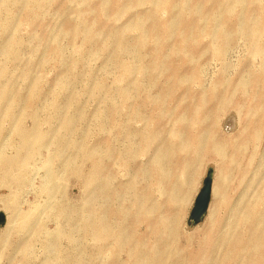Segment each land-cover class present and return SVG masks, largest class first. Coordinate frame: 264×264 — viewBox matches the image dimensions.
<instances>
[{"label":"rangeland","instance_id":"374dc122","mask_svg":"<svg viewBox=\"0 0 264 264\" xmlns=\"http://www.w3.org/2000/svg\"><path fill=\"white\" fill-rule=\"evenodd\" d=\"M33 1L0 0V160L29 156L21 183L0 167V264H141L138 248L155 264H251L236 245L264 235V0H178L172 13L159 0L116 12V0H42L29 26ZM83 12L96 36L69 30ZM151 12L170 25L159 56L142 31Z\"/></svg>","mask_w":264,"mask_h":264},{"label":"bare ground","instance_id":"6f19581e","mask_svg":"<svg viewBox=\"0 0 264 264\" xmlns=\"http://www.w3.org/2000/svg\"><path fill=\"white\" fill-rule=\"evenodd\" d=\"M117 1L116 0V4H115V12L117 11ZM139 0H136L135 2H138ZM178 0H159V3L157 4V8L159 9H163L168 11L169 13H172L177 7H180V5L177 2ZM42 0H34L33 4L30 7V13L32 14V16H28L26 18V23L30 26L33 22H34V13L35 11L38 9L37 6L41 5ZM103 4L106 6V9H108L111 5L113 6V1L112 0H104ZM192 11H196L197 12V7L195 6L194 9H191ZM100 13V11H99ZM86 15L85 12H83L82 14H80V21L83 23L82 27L80 28H75L70 27L69 30L72 31V33H77L78 31L81 30V28L87 29L89 31V34H94L95 36L97 35L98 31H94V27H90L89 24H85L83 22V17ZM150 19L151 22H153V24H150V27H144L143 28V36L144 39H147L149 37H154L157 38L159 40V45L155 48L156 49V53L155 56H159L160 54V49L162 48V44L165 43L166 41L169 40V37L171 35V31H170V25L168 24H161L159 21H157L154 17V13L151 12L150 13ZM176 23L177 24H181L184 23L185 21V15L184 14H180L179 16L177 15L176 17ZM206 33L210 32V29L207 28V30L205 31ZM194 33V27L189 28L188 30H183L180 33V39H181V43H182V48L184 50H188L190 51V49L192 48V43H191V39L194 37L193 35ZM224 35H218V39L222 38ZM157 59V58H156ZM128 72V71H127ZM6 97V93L5 91H0V98L3 99ZM204 105V101L199 100L197 107L194 109L189 110L190 111V116L195 120L196 125L197 126H201L202 125V120H201V113L200 110L202 109V106ZM187 111V110H186ZM196 144L199 145V140H197L195 143L192 144L193 149H197ZM24 146H29V142L24 141L23 142ZM204 147H201V149L199 151H201ZM205 152H209L210 155L219 157L222 155V151H221V146L218 142L216 141H211L208 143L207 146H205ZM28 154V153H27ZM93 154H87L86 158L88 160L93 158ZM29 156L27 155L26 157H21L17 156L15 158H12L11 160L9 159H2L0 160V167H2L4 169V173L5 174H10V175H15L16 179H17V183H21L23 182V177L22 174L23 172L21 171V168H23V170L27 167V162H28ZM160 160V159H159ZM191 165L195 166L196 163L195 162H191ZM100 167V164L97 165V168ZM153 173L155 175L158 176V180L160 183L165 181V176L163 174V167H162V163L161 161H158L157 163H155V165L153 166ZM186 173H189L190 169L187 168L185 169ZM20 171V172H19ZM19 172V173H18ZM2 181V179H0ZM181 187V185H180ZM178 192L175 188H173L170 192V195L174 194ZM213 193H214V189H213ZM215 194L219 195L218 190L216 188L215 190ZM175 197V194L173 195ZM176 200H171V202L169 203L170 205L173 204V202H175ZM257 214L254 215V217L252 218L254 221L257 220ZM253 221V222H254ZM31 224L30 222V217H24L20 219V226L23 228H27L29 227V225ZM91 228L94 230V233L98 234L100 233L102 230L109 231V226L107 222H101L99 224H92ZM34 229V228H33ZM254 229H251V232H253ZM164 235L168 236L170 235V230H166L165 232H163ZM264 235L262 233H260L259 235H257L255 232L253 233V236L250 237L248 240H246L245 244L244 242H238L236 247H239V249L242 250V253H239L240 258L241 259H246L247 261L250 260L251 264H264ZM138 251L140 252L138 254L139 257V263L143 264L145 262V264H155V258L148 256V255H144L145 253H143V251H141V248H138ZM247 255V257H246Z\"/></svg>","mask_w":264,"mask_h":264},{"label":"water","instance_id":"95a60500","mask_svg":"<svg viewBox=\"0 0 264 264\" xmlns=\"http://www.w3.org/2000/svg\"><path fill=\"white\" fill-rule=\"evenodd\" d=\"M212 182H213V171L209 170L207 176L203 182V187L198 194L194 208L192 210L190 221L193 224L201 223L208 213V209L212 197ZM5 222V217L0 213V226Z\"/></svg>","mask_w":264,"mask_h":264}]
</instances>
